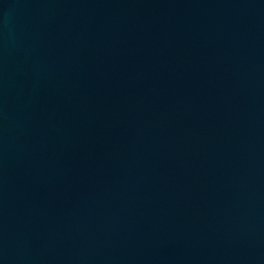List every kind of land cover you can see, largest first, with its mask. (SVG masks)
<instances>
[{
	"label": "water",
	"instance_id": "obj_1",
	"mask_svg": "<svg viewBox=\"0 0 264 264\" xmlns=\"http://www.w3.org/2000/svg\"><path fill=\"white\" fill-rule=\"evenodd\" d=\"M0 264H264V0H0Z\"/></svg>",
	"mask_w": 264,
	"mask_h": 264
}]
</instances>
